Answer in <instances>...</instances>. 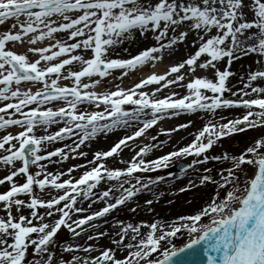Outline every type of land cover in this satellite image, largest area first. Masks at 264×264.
<instances>
[{"label":"snow or ice","instance_id":"obj_1","mask_svg":"<svg viewBox=\"0 0 264 264\" xmlns=\"http://www.w3.org/2000/svg\"><path fill=\"white\" fill-rule=\"evenodd\" d=\"M5 24L0 30V165L7 174L0 185L8 187L0 191V264H264V0H0V26ZM60 34L66 40L57 38ZM149 36L152 46L119 58L120 51H128L126 44ZM46 39L55 43L36 46ZM17 44L31 47L18 53ZM180 45L192 51L163 74L152 73L130 88L109 86L108 77L122 79L152 66ZM61 79L70 83L60 85ZM100 84L105 89L96 91ZM34 85H39L35 91ZM150 85L156 87L142 90ZM231 109L242 112L223 114ZM198 112L209 118L190 143L145 159L156 144L138 146L136 138L165 117ZM53 125L62 126L49 133ZM11 127L20 131L13 134ZM117 128L135 130L85 164L48 171L70 154L86 157L77 151L81 145ZM40 130L44 134L37 135ZM248 131L257 134L244 148L223 149L224 138ZM73 136L72 145L47 150ZM217 145L223 151L209 156ZM123 148L133 152L119 161L125 167L109 166L108 158ZM174 157H192L181 173L191 169L194 179L179 191L211 185L209 198L190 214L150 223L117 220L113 232L97 230L95 221L163 179L134 174L168 167ZM210 161L219 165L215 175L206 167ZM87 165L78 178L72 175ZM18 176L23 183L14 180ZM102 182L113 183L95 192ZM92 197L103 207L79 215L91 208ZM144 203L152 212L154 200ZM62 229L73 237L67 244L57 241ZM185 233L182 248L169 247ZM81 237L92 243H81ZM102 237L111 246L98 248Z\"/></svg>","mask_w":264,"mask_h":264},{"label":"bare ground","instance_id":"obj_2","mask_svg":"<svg viewBox=\"0 0 264 264\" xmlns=\"http://www.w3.org/2000/svg\"><path fill=\"white\" fill-rule=\"evenodd\" d=\"M7 27H8V24L0 26V30L6 29ZM57 38H62V39L66 40V37L63 36V34H60ZM49 43H55V41H49L47 39L44 41H38L36 46L43 47V46H47ZM154 43H155L154 40L149 36V38L147 40H145L143 38L139 39L134 45L126 44L124 47H127L128 51L124 52V51H120L118 49V51H120V57L119 58H127L129 55H134L139 50L146 48L148 46H152ZM28 47H31V45L17 44L15 46V51H17L18 53H23L26 51V49ZM191 51H192L191 48H186L184 45H180L175 52H173L171 54H169L168 52H165L163 54V59H162L160 64L161 65L168 64L166 66V69L164 66H159L158 68L155 67V68H151V69L150 68H143V69L140 68L139 70L130 72L126 77H124L122 79H114L113 77H108L107 79L110 82L109 86L111 87V86L119 85L122 88H130L134 84L138 83L140 79L145 78L152 73L163 74L172 64L180 61L182 58H184ZM29 58L35 59L36 57L29 54ZM113 58H115V57H113ZM75 67L78 68L79 65H75ZM113 76H119V72L113 73ZM58 83L60 85H66V84H69L70 82L61 79L60 81H58ZM232 83L235 84V81H232ZM37 87H39V85L32 86V90L35 91ZM154 87H156V86L150 85V86L143 88L142 90H144L146 92H150L152 90V88H154ZM104 89H105V85L100 84L97 87L96 91H101ZM113 90H114V88H113ZM174 90L176 92L180 93L181 95L184 94V90L181 88H175ZM233 90H235V89H233ZM50 106L55 107L58 105H50ZM89 110H92V108L89 107ZM241 112H242L241 109H231V110H224L223 114L226 116H229V117H233V116L240 115ZM208 118L209 117H207L203 113H199V112L194 113V114L182 113L180 115L171 116L170 118L165 117L164 119L158 121L157 125L153 126L152 128H150L146 131V132H151V134H153V136H156L155 141H153L149 138L143 139V136H147L144 134L142 137L136 138L135 144L138 146H143L144 144H156V147L153 148L145 156L146 160L156 159L159 156H162V155H165L169 152L175 151L179 147L185 146L188 143H190L191 140L193 139V135H191V134H193L197 130L201 129L203 127L204 123L207 122ZM189 120L192 121V124L187 129H181L180 131L172 132V134L170 136L161 134L162 129H164V130L173 129L177 125L186 123ZM202 122H204L203 125H201ZM59 126H62V125L51 126L48 129V132L50 133V132L56 131ZM134 130H135V128H128V129L117 128L114 131L109 132L107 134H98L95 138H93L89 141H86L85 145H81L80 149L77 150V151H83V152L87 153L86 157L76 156L75 158H71L67 162H64L62 164L61 163L60 164H50V165H48V171H50V172H55L57 170L64 171L68 167H71L73 165L85 164L86 160H92L93 154L95 152L109 150L113 146V144H115L121 137H123L125 135H131V133ZM1 131H3V130H1ZM8 131L15 134L16 132L20 131V129L18 127H11L8 129ZM40 132H41V130L38 131L37 133H40ZM41 134H44L43 131L41 132ZM248 135L249 134H246V136H248ZM250 138L247 139L248 143L250 142ZM142 139H143V141H142ZM74 141H76L75 136H73L71 139H66L64 141H58L54 144H50L47 146V150L51 151L54 148L63 147L65 144L72 145ZM161 142H163V143L161 144ZM248 143H242L243 145L238 147L233 153L238 152L240 149L244 148ZM132 155H133V152L129 151L128 148H123V150L120 152L119 156L114 155L113 157L108 158V164L111 167L123 168V166L125 164L122 162H119V161H121L122 159L128 160L131 158ZM70 156L72 157L71 154H70ZM191 159H192V157H174V158H172V160L170 162L184 161V162L190 163ZM62 165H65L62 169L58 168V167H61ZM215 166H219V165L216 163H210V162L206 165V167L212 168V169ZM65 167H66V169H65ZM90 167H91V165H87L85 168H78L75 170V172L73 174H74V176L79 177L83 171L87 170ZM214 173H215V171H214ZM214 173H213V175H215ZM157 177H162L163 179L158 181L154 186H150V191H142L136 197H134L132 200L128 201L125 205L120 206L118 209L113 210L110 214L106 215L103 218H100L98 221H95V223H97L99 225L97 230L98 231L107 230L108 232H113L115 230L113 228V225H115L116 221L110 222L109 219L112 217V215H114V213L121 212L122 210H126L127 212H130L129 209L133 208L136 205H138L142 209L147 208L148 206L145 205V203H144V201L147 199H153L154 203H157L159 201H164V200H167L169 198H172L173 195H175V194L182 193V195L183 196L185 195V197L187 195H189L187 198H184L182 201H180L178 203H176L174 200L170 204L158 206L156 209V213L154 211L153 212L144 211L143 213L145 215L148 214L149 223H150L154 219H157V218H165V219L174 218L178 215L171 217L170 212H171L172 208L177 207L182 212V210L185 207H188V205L191 204V203H188V201L193 202L194 200H198L199 201L198 204H200V203L202 204L201 201L203 199H205L207 196H210L212 193V186L211 185H209L207 187L201 186V187L193 188L191 190L184 191V192L179 191L180 188L184 187L188 183L189 177H192L194 179V176H193L191 169H190V171L186 172L185 174H182L181 176H180V174H178V175L177 174H172V175L164 174L162 176H157ZM157 177L154 178V176H152L150 178L153 180H156ZM181 177H183L184 179H182ZM63 178H67V177H63ZM179 178H181V179H179ZM112 183L113 182H108V183L102 182L100 185H98L96 192L98 193L100 191H103V190L111 187ZM1 186H3V185H0V187ZM47 191L48 190H45V193H47ZM118 194L119 193H115V192L113 193V195H118ZM41 195L45 199L49 198L48 195H46L44 193H41ZM92 199L95 201V197H92ZM152 205H151V207H152ZM83 206L85 208H87L88 207L87 202H84ZM101 207H103V202L102 201H95L94 203H92L91 208H88V211L85 213L89 214L91 211L98 210ZM172 213L177 214L176 210H172ZM185 214L186 213L179 214V215H185ZM105 221H107V223H105ZM34 223H36V221H34ZM68 235H69V238L70 237L73 238L71 236V234H68ZM178 235L176 237H178ZM176 237H174V238H176ZM81 240H82V237L80 238V241ZM96 246L98 248H100V245L98 243H96Z\"/></svg>","mask_w":264,"mask_h":264},{"label":"rangeland","instance_id":"obj_3","mask_svg":"<svg viewBox=\"0 0 264 264\" xmlns=\"http://www.w3.org/2000/svg\"><path fill=\"white\" fill-rule=\"evenodd\" d=\"M161 61H158L156 62L154 65L152 66H144L142 67L143 68H158L159 66H164L165 69H166V66L168 64H165V65H161L160 64ZM4 102H0V106H2ZM126 108L129 107V106H125ZM204 122L201 123V125H203ZM43 130H41L42 132ZM260 131H264V129H261ZM40 133H37V135H40ZM0 134H3V131L0 130ZM246 134H249L248 136H246ZM257 133L255 132H252V131H248V132H245V133H237V134H233L231 137H228V138H224L222 140V144H223V149H227L229 152H234L238 147H240L241 145H243L242 143H248L247 142V139H249L250 137H253L255 136ZM145 135L147 136H143V139H147V138H151L153 136V134H151V132H146ZM142 139V141H143ZM223 149L217 145V146H214L213 149L209 150V153L208 155L209 156H212V155H215V154H219L223 151ZM72 157L70 156L69 159H71ZM158 158V157H157ZM53 159L55 160L56 158L53 157ZM68 159V160H69ZM68 160L64 161V162H67ZM63 162V163H64ZM210 163H214V162H211ZM20 162H17V166H19ZM62 164V163H61ZM188 162H184V161H173V162H169V166L168 167H162L160 169H157L155 171H152V172H145V173H136L134 175H139L142 177V179L146 180L147 178H150L152 176L157 177V176H162L164 174H180V176L182 175L181 173V168L184 167L185 165H187ZM65 165H62L61 167H58V168H63ZM125 167V165L123 166ZM216 167H219V166H215L213 167V173L215 171V168ZM66 169V167H65ZM30 170L32 171H35V168L33 166L30 167ZM190 171V169H186L185 172L183 174H185L186 172ZM251 171V170H250ZM7 174V169L5 166L3 165H0V177H3L4 175ZM215 174V173H214ZM74 176V174H72ZM75 178H78L76 176H74ZM182 179H184L183 177H181ZM179 178V179H181ZM14 180L17 182V183H23L24 182V177L23 176H18V177H15ZM132 183H135V181H133ZM129 185L125 184L124 187H128ZM8 187L7 183H5V185L1 186L0 187V191H4L6 190ZM96 192V189L94 190ZM189 195H187L185 197V195L183 196L182 193L180 194H175L173 195L172 198H169L167 200H164V201H159L157 203H154L152 205V209L153 211L156 213V209L158 206L160 205H167V204H170L171 202H173L175 200L176 203L182 201L184 198H187ZM210 196H207L205 199L209 198ZM23 198H26V197H23ZM203 199L201 202L203 203L204 200ZM199 201L198 200H194L193 202H191V204L188 205V207H185L182 212L179 208H172L171 209V217L172 216H176V215H179V214H183V213H186V214H190L192 213L196 208H198L200 204H198ZM101 205V204H100ZM137 210L136 212H127L126 210H122L121 212H116L114 213V215H112V217L109 219L110 222H113V221H117V220H120V221H124L126 223H137V222H140V221H147L149 222V218H148V214L145 215L143 212L144 211H147V208H140L138 205L134 206ZM119 208V207H118ZM123 209V208H122ZM172 210H176L177 214H173L172 213ZM27 211V210H26ZM40 212H43L44 210L43 209H40L39 210ZM152 211V212H153ZM181 212V213H180ZM86 213H81L79 215H85ZM0 215H3L2 212H0ZM69 233L67 232V230L65 229H62L58 232V235H57V241L60 243V244H67L69 241H72L73 238H69ZM188 241V235L185 233L184 235H178V237L176 238H173V241H172V244L169 245V247L171 248L172 246H175L176 248H179L181 245H183L185 242ZM81 243H92L91 241H86V238L82 237V240L80 241ZM96 243H98L100 245V248H103V247H109L111 246L110 245V241L107 237H102L100 238L98 241H96ZM163 251V249H161V252ZM96 253H93V255H95ZM157 258L160 257V253H157V254H154Z\"/></svg>","mask_w":264,"mask_h":264}]
</instances>
